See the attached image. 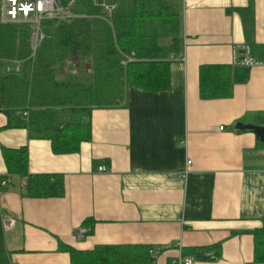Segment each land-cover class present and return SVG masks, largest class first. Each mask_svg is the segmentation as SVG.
<instances>
[{
  "label": "crops",
  "instance_id": "0c3cea01",
  "mask_svg": "<svg viewBox=\"0 0 264 264\" xmlns=\"http://www.w3.org/2000/svg\"><path fill=\"white\" fill-rule=\"evenodd\" d=\"M263 7L264 0H181L182 50L171 60L170 89L128 87L121 107L94 110L92 140L77 154L55 156L25 129L0 130V264H70L60 244L143 245L153 259L146 264H257L252 232L264 213V146L234 125L264 111ZM247 44L260 62L247 82L229 98L201 100L199 67L233 65ZM3 147H26L31 174L63 175L65 196L22 198ZM87 217L97 221L90 236L80 228Z\"/></svg>",
  "mask_w": 264,
  "mask_h": 264
},
{
  "label": "trees",
  "instance_id": "16d2710c",
  "mask_svg": "<svg viewBox=\"0 0 264 264\" xmlns=\"http://www.w3.org/2000/svg\"><path fill=\"white\" fill-rule=\"evenodd\" d=\"M103 3L114 6L110 16ZM70 10L76 18L43 23L44 39L35 51L29 26L0 23V114L6 118L0 130L25 129L29 140L49 142L55 156L77 154L90 143L92 112L121 107L126 88L168 91L171 60L182 50L181 0H75ZM237 11L247 13L249 9ZM235 54L236 64L199 67L201 100L229 98L235 84L247 82L250 68L240 63L243 51L238 49ZM125 56L134 61L123 65ZM12 61L19 63L18 71L5 72ZM243 120L264 126V111ZM1 158L7 174L21 178L22 198L65 196L63 175L29 173L26 147H3ZM96 224L87 217L80 228L90 236ZM252 237L253 261L264 264V213ZM60 247L70 264L153 261L151 247L143 245H99L91 250Z\"/></svg>",
  "mask_w": 264,
  "mask_h": 264
},
{
  "label": "built area",
  "instance_id": "2783aa9c",
  "mask_svg": "<svg viewBox=\"0 0 264 264\" xmlns=\"http://www.w3.org/2000/svg\"><path fill=\"white\" fill-rule=\"evenodd\" d=\"M101 6L110 16L114 6L107 5L106 3L101 4ZM76 17L71 12L70 6L63 8L58 4L57 0H0V23L29 26L31 30L30 45L33 51L44 39L43 23L45 21L68 22ZM261 26L264 29V7L261 14ZM240 49L243 51V58L240 61L241 65L251 68L259 64L252 58L250 48L247 45H243ZM133 61V57L125 56L122 64L125 65ZM236 62L237 57L235 54L233 64H236ZM18 69L19 63L17 61H12L10 65L5 66V72L7 73L12 71L17 72ZM23 115L26 116V113ZM187 163L190 164L189 161ZM104 170V166L98 168L99 172H104ZM83 232L79 231L80 236ZM176 247L177 245L174 243H169L166 246L167 249H174ZM177 264H194V262L190 258H179Z\"/></svg>",
  "mask_w": 264,
  "mask_h": 264
},
{
  "label": "water",
  "instance_id": "95a60500",
  "mask_svg": "<svg viewBox=\"0 0 264 264\" xmlns=\"http://www.w3.org/2000/svg\"><path fill=\"white\" fill-rule=\"evenodd\" d=\"M234 129L238 131H249L255 135L258 142L264 143V126L256 125L253 123L237 122L234 125Z\"/></svg>",
  "mask_w": 264,
  "mask_h": 264
},
{
  "label": "rangeland",
  "instance_id": "374dc122",
  "mask_svg": "<svg viewBox=\"0 0 264 264\" xmlns=\"http://www.w3.org/2000/svg\"><path fill=\"white\" fill-rule=\"evenodd\" d=\"M57 2L61 7L66 8L68 6H72L75 0H57Z\"/></svg>",
  "mask_w": 264,
  "mask_h": 264
}]
</instances>
